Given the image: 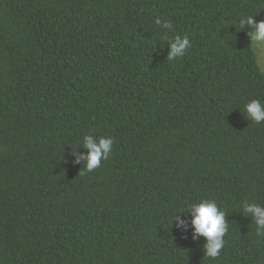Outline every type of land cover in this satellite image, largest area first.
Instances as JSON below:
<instances>
[{
	"label": "trees",
	"instance_id": "16d2710c",
	"mask_svg": "<svg viewBox=\"0 0 264 264\" xmlns=\"http://www.w3.org/2000/svg\"><path fill=\"white\" fill-rule=\"evenodd\" d=\"M245 16L264 0H0V264H264ZM176 36L191 47L168 60ZM86 135L114 141L91 172ZM205 199L228 226L217 258L192 225Z\"/></svg>",
	"mask_w": 264,
	"mask_h": 264
},
{
	"label": "clouds",
	"instance_id": "9594fccd",
	"mask_svg": "<svg viewBox=\"0 0 264 264\" xmlns=\"http://www.w3.org/2000/svg\"><path fill=\"white\" fill-rule=\"evenodd\" d=\"M160 24V19L156 20ZM241 28L249 26L253 29L249 33L251 37V44H254L261 59L258 61L264 70V21L257 22L254 16H245L239 21ZM165 27H171L169 21ZM191 47V43L187 36L181 38L176 36L171 43V52L168 60H175L183 57L186 50ZM245 112L247 116L259 124L264 122V102L259 99H253L245 105ZM113 139L107 136H101L94 139L91 135L84 136L83 146L88 149L86 155L78 158L77 163L81 159L87 161V172H91L101 165L102 160H107L112 151ZM82 174V173H81ZM190 210L193 216L192 225L197 236L202 235L206 238V256L210 258H217L220 256L221 249L225 245L224 236L228 231V226L225 219V212L220 210L214 200H203L199 203L190 205ZM245 213H250L255 217V224L257 227V234L264 235V206L256 203H246L244 205ZM183 221L179 222V226H183Z\"/></svg>",
	"mask_w": 264,
	"mask_h": 264
},
{
	"label": "rangeland",
	"instance_id": "374dc122",
	"mask_svg": "<svg viewBox=\"0 0 264 264\" xmlns=\"http://www.w3.org/2000/svg\"><path fill=\"white\" fill-rule=\"evenodd\" d=\"M252 48L254 49V51L257 53V55L259 56V60L261 59V53L258 52L256 46L254 44H251Z\"/></svg>",
	"mask_w": 264,
	"mask_h": 264
}]
</instances>
